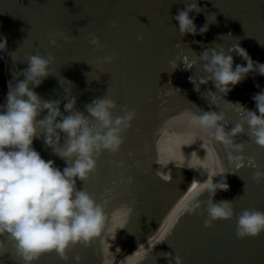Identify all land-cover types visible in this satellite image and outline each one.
Returning <instances> with one entry per match:
<instances>
[{"label":"water","instance_id":"water-1","mask_svg":"<svg viewBox=\"0 0 264 264\" xmlns=\"http://www.w3.org/2000/svg\"><path fill=\"white\" fill-rule=\"evenodd\" d=\"M189 2L0 0V23L13 52L0 60V104L5 103L10 86L24 79L21 73L28 57L39 54L54 58V74L35 88L42 99H60L69 93L76 97L77 110L84 111L92 100L107 96L117 104L114 115H123L125 107L136 113L120 150L103 152L96 171L84 182L77 180V187L104 209L100 235L87 246L73 245L67 261L50 252L34 264H77V256L79 264H168L162 252L179 255L183 264H264V233L238 238L235 217L205 227L206 207L195 214H179L192 184L209 179L216 183L222 177L230 188L217 191L215 201L232 200L237 216L245 208L264 211V182L252 179L256 169L247 164V158H254L264 168V148L247 134L236 136L235 142L244 144L245 157V166L237 170L229 159L236 153L190 125L193 113L216 111L225 114L230 129L243 115L233 103L254 110L252 96L264 89V76L249 75L225 95L212 81L200 83L206 74L199 64L184 66L195 53L213 47L227 51L235 44L254 61L264 62V0H198L201 12L191 13L198 28L210 12L217 18L206 34L195 37L182 36L174 19ZM57 32L71 39H58L53 46L50 38ZM140 34L142 40L137 38ZM93 36L99 38L101 48L92 45ZM111 54V63L101 61ZM233 56L234 66L245 63ZM44 115L46 110L39 118ZM33 146L45 160H54L61 169L65 166L44 145L43 133ZM210 148L215 158L209 155ZM209 195L205 190L197 199L206 203ZM0 240L5 246L0 264H24L14 242L6 235Z\"/></svg>","mask_w":264,"mask_h":264},{"label":"clouds","instance_id":"clouds-1","mask_svg":"<svg viewBox=\"0 0 264 264\" xmlns=\"http://www.w3.org/2000/svg\"><path fill=\"white\" fill-rule=\"evenodd\" d=\"M193 12H201L198 0L186 3V7L174 16L182 36L204 35L209 25L216 23L217 14L210 12L206 23L198 28L195 16L191 15ZM137 38L142 40L143 35ZM58 39L68 41L71 38L57 32L55 38H50V43L55 46ZM0 40L4 41L0 44L2 60L4 53H13L10 42L4 37L2 23ZM91 43L98 49L102 47L98 37L93 36ZM233 54L245 63L234 66ZM53 59L51 56L30 55L27 67L21 73L24 79L10 86L5 103L0 104V237L6 235L14 242L16 254L24 264H34L42 254L50 252L67 261L68 250L73 245L82 243L87 246L100 235L105 222L104 209L90 193L77 187V180L84 182L96 171L97 159L103 152L120 150L124 133L131 128L136 116L134 110L126 107L122 109L123 115H114L117 104L107 96L92 100L85 105L84 111L77 110L76 97L67 92L60 99H42L35 88L54 74L51 68ZM113 59L114 54H111L101 61L107 64ZM176 61L171 62L175 68L178 67ZM197 64L206 74L200 78V83L212 81L225 95L249 75L264 76V62L254 61L239 44L227 51L222 47L208 48L200 55L195 53V58L184 61L185 68ZM190 79L195 82L193 77ZM196 88L198 90L197 85ZM252 100L255 102L254 110L238 102L233 103L243 115L230 129L226 127L223 112L203 111L190 117L193 128L207 133L209 138L236 153L230 154L229 159L237 170L245 166V157L244 144L236 143V136L247 134L252 142L264 148V89L255 93ZM62 101H66L63 111L60 107ZM45 110L46 115L39 118ZM41 133L44 145L65 162L62 169L54 160H45L33 146ZM209 155L215 158L211 148ZM247 164L256 169L252 179L257 184L264 182V168L257 165L254 158H247ZM229 188L226 177L216 183L209 179L207 183L192 184L190 195L180 207L179 214H195L206 207L205 227H211L214 221L235 217L238 238L264 233V211L245 208L237 216L232 200L215 201L217 191H228ZM205 190L210 194L206 203L197 199ZM4 247V241L0 240V252ZM161 256L167 259L168 264H183L182 258L173 256L171 252H162ZM76 261L79 264V256Z\"/></svg>","mask_w":264,"mask_h":264},{"label":"snow or ice","instance_id":"snow-or-ice-1","mask_svg":"<svg viewBox=\"0 0 264 264\" xmlns=\"http://www.w3.org/2000/svg\"><path fill=\"white\" fill-rule=\"evenodd\" d=\"M183 214H181V217H182ZM180 217L177 218V221L174 222V225H173V228L170 229V232L173 231L175 229V227L177 226L178 224V220H179Z\"/></svg>","mask_w":264,"mask_h":264},{"label":"trees","instance_id":"trees-1","mask_svg":"<svg viewBox=\"0 0 264 264\" xmlns=\"http://www.w3.org/2000/svg\"><path fill=\"white\" fill-rule=\"evenodd\" d=\"M2 85V76H1V73H0V87Z\"/></svg>","mask_w":264,"mask_h":264}]
</instances>
